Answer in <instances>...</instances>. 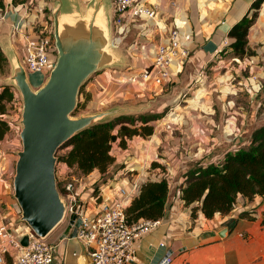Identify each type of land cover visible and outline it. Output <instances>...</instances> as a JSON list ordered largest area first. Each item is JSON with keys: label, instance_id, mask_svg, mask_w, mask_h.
I'll use <instances>...</instances> for the list:
<instances>
[{"label": "crops", "instance_id": "0c3cea01", "mask_svg": "<svg viewBox=\"0 0 264 264\" xmlns=\"http://www.w3.org/2000/svg\"><path fill=\"white\" fill-rule=\"evenodd\" d=\"M148 1L158 5V15L153 19L141 17L130 22L126 37L118 45V49L128 58L124 66L126 70L113 71L126 79L131 72L151 62L155 48L168 40L172 28L179 27L183 32H190L191 38L187 41L189 55L175 60L171 77L162 84L152 81L146 84L153 85L154 94L167 93V100L174 109V118L154 122L155 130L149 136L135 135L129 139L127 146L115 145L114 165L105 172L95 169L84 178L88 186L96 184L99 188L97 199L89 197L88 191L83 193L88 200V210L96 212L104 204L114 201L123 186L130 188L136 181L168 179L172 175L161 224L137 239L136 260L123 264H157L168 249H172L170 264H264V225L261 223L264 217V195L254 200L241 195L231 212L210 218L205 217L200 210L197 216H193L192 206L179 200L185 172L193 163L221 161L227 152L247 146L251 141L257 125L252 129L250 121H237L233 119L234 115L226 119L223 117L222 112L227 110V105L232 106L234 103L236 106L238 98H229L228 104L224 95L230 90L225 85L218 88L220 86L217 84H220L219 76H225L221 74V68H225L227 73L235 68L232 75H242L252 83L251 89H248L250 93L254 92L253 89L258 91L260 83L264 85V65L257 64L264 57V1L259 16L249 29V46L256 51L253 57L233 54L229 45L232 41L229 31L246 13L253 11L255 0H176L175 4L172 0ZM49 2L26 0L24 3H14L5 0V8L0 9V44L14 43L21 61L22 35L26 30L47 25L45 7L49 6ZM106 12L113 21V4L110 13L108 8ZM17 24L20 25L18 30L15 29ZM247 68L251 75H245ZM201 70L203 75L199 78L203 79L207 87L205 93L212 96L207 98L205 94L203 98L199 91L201 95L192 103L199 101L196 109L207 103L208 113L193 110L186 112L188 118L183 119L179 114L182 110L177 109L181 105L179 94L188 91L193 81L198 79L197 72ZM36 74L32 73L31 77L34 75L37 78ZM98 75L86 85V91L92 92L98 86L99 83L95 82L99 79ZM31 77L29 75L34 86L35 81ZM214 77L218 80L214 81ZM255 78L261 82L258 83ZM213 91H224L225 94L216 99ZM232 92L238 95V91ZM210 100H213L211 104L208 102ZM259 106H264V101ZM237 107L240 110L241 103ZM14 127L12 125L11 130ZM177 131L180 133L177 134ZM9 135L0 143V212L9 214L13 228L25 236L23 232L27 230V224L21 220L15 208L17 201L13 198L10 184L16 171L17 151L21 148L17 135L13 139ZM243 212H247V215L241 216ZM74 227L75 224L67 218L46 236L54 244L52 264H92L91 247L73 234ZM162 241L166 245H162ZM0 264H13L10 254H6Z\"/></svg>", "mask_w": 264, "mask_h": 264}, {"label": "water", "instance_id": "95a60500", "mask_svg": "<svg viewBox=\"0 0 264 264\" xmlns=\"http://www.w3.org/2000/svg\"><path fill=\"white\" fill-rule=\"evenodd\" d=\"M51 1L58 55L41 86H33L16 47L10 44V78L23 101L22 148L17 151L14 196L21 209V220L43 237L66 216L67 200L58 188L56 175L60 146L88 126L128 111L118 106L73 115L84 83L97 70L121 63V56L115 49L104 0H91L84 11L75 3L65 7L64 0ZM75 218L74 215L71 222L76 235L81 220L75 222ZM28 241L29 236H23L22 243Z\"/></svg>", "mask_w": 264, "mask_h": 264}, {"label": "built area", "instance_id": "2783aa9c", "mask_svg": "<svg viewBox=\"0 0 264 264\" xmlns=\"http://www.w3.org/2000/svg\"><path fill=\"white\" fill-rule=\"evenodd\" d=\"M83 1L88 3L91 0ZM175 1L172 0V3L175 4ZM112 4L114 9L112 22L116 28L114 31L117 32L113 42L116 47L122 38L126 37L131 21L141 17L153 19L158 15V5L148 0H113ZM19 27L20 25L17 24L15 29L18 30ZM46 30V26H40L33 30H26L22 35V59L25 61L24 66L28 74L42 73L49 76L56 64L57 47ZM190 38V32H183L179 27L172 28L168 40L159 43L155 48L151 62L131 72L129 80L138 84L149 81L156 84L164 83L171 77V68L175 60L189 55L187 41ZM249 87L251 89V86ZM12 103L17 111V123L21 129L23 101L18 90L15 91ZM4 117L13 125L7 113ZM58 165L59 160L57 167ZM56 175L58 188L67 200L65 219L70 218L71 221L75 215V222L78 219L81 220L76 236L91 247L92 264H123L136 260L137 239L162 222V217L141 218L131 223L128 221L126 208L131 198L138 192L142 181L134 182L130 188L121 187L119 196L114 201L104 204L92 213L88 210L86 204L88 200L83 193L88 191L89 197L94 199H97L99 195L96 188L86 185L84 181L86 176L70 175L59 168H56ZM171 178L172 175L168 177L169 182ZM181 196L180 188L179 200L184 202ZM15 208L21 217L18 202L15 203ZM23 233L29 236L27 244L22 243L23 234L13 228L9 214L0 212V261L5 260L6 254H10L13 264H52L55 257L54 244L46 237L36 234L28 225ZM161 244L166 245V242L162 241ZM172 258V249H168L157 264H170Z\"/></svg>", "mask_w": 264, "mask_h": 264}, {"label": "trees", "instance_id": "16d2710c", "mask_svg": "<svg viewBox=\"0 0 264 264\" xmlns=\"http://www.w3.org/2000/svg\"><path fill=\"white\" fill-rule=\"evenodd\" d=\"M12 1L24 3L26 0ZM263 1L255 0L253 11L246 13L229 31L232 39L229 45L239 57L255 54L249 46V29L257 19ZM0 8H5V0H0ZM46 31L55 42L54 31H48V28ZM9 65V58L0 44V73L5 72ZM16 90L8 83L0 84V143L12 128L4 114ZM90 95L87 92L85 96L88 99ZM162 115L161 112L124 111L98 121L64 142L58 149V158L85 176L95 169L105 172L115 159L112 152L114 144L127 146L129 139L135 135L153 134L155 127L152 120ZM185 176L181 197L186 205L192 206L193 216H197L199 210L208 218L216 214L225 215L235 209L241 195L250 200L264 195V124L253 130L247 146L227 152L224 159L218 162H195L186 170ZM169 190L170 184L166 177L142 181L126 208L128 221L131 223L141 218H161L166 211ZM244 215L247 212L241 213V216Z\"/></svg>", "mask_w": 264, "mask_h": 264}, {"label": "rangeland", "instance_id": "374dc122", "mask_svg": "<svg viewBox=\"0 0 264 264\" xmlns=\"http://www.w3.org/2000/svg\"><path fill=\"white\" fill-rule=\"evenodd\" d=\"M49 1H51V0H48V2ZM104 2L106 3V7L108 8V12L110 13L111 8H112V0H104ZM73 3L79 5V7H78L79 10L84 11L90 2L85 3L83 0H64V6L65 7L72 6ZM52 5H53V2L51 1V2H49V6L45 7L46 8L45 11L47 12L46 13V17H47L46 27L48 28V31H51V30L54 31V18L52 15V8H51ZM39 26H42V25H39ZM111 27H112V37H114L117 32L114 31L116 28H115V25L113 24L112 21H111ZM120 45H121V43L119 44V46ZM2 46H3L4 50L6 51V54L8 55L10 65L5 72L0 73V84L8 83L10 85H13L12 80L10 78L12 71H13V64L11 61L12 56H11V49H10L11 45L8 42L7 45H2ZM115 49L119 53V55L121 56V63H116L114 65H109V66L103 67L102 69H99L95 73H93L91 78H89L84 83V85L81 87L82 92L80 91L78 105H77V108L75 109V111L73 112V115H80L82 113L84 114V113H90V112L109 110L113 107L117 108L118 106H122L123 109H121V110H124L126 108V110H128L129 112H133V113L134 112L135 113H139V112H152V113H158L159 112L160 113L161 112L163 114L162 117L159 119H156V120H152V123H154L158 120H162V119H166V120L173 119L174 115L172 112L174 109L171 108L172 104L169 103L167 100V98H168L167 93L166 94H154L153 85H147L146 86V84H148V82L147 83L141 82L139 84L133 83L129 79H127L128 77L126 79L124 77H122L121 74H119V72L114 73L113 70H115V69H116V71H119L122 69L126 70V68L124 66H126L127 59H128L127 55L126 54L124 55V52L122 53L118 49V46ZM232 52H233V50H232ZM233 54L235 55L234 52H233ZM255 54H256V51H255ZM255 54H253V55H255ZM225 55H227V54H225ZM247 56H249V55H247ZM124 59H126V62L124 61ZM22 63L24 65V63H25L24 59H22ZM257 64H259V65L263 64L264 65V57L261 58L260 63L258 62ZM234 70H235V68L230 69L229 72L227 73L226 72L227 70H225V68H221L220 69V71L222 72L221 74H225V76L220 77L218 75L220 84H217V86H220L218 88H223L221 86L225 85L227 87V89L230 90L228 93H226L227 95H224V98L225 97L227 98V103L230 101V99H233L234 97L237 96L236 97V99L238 98L237 102H238V104L241 103L242 108L240 110L237 109L238 104L235 106L234 103L232 104V106L227 105V107H226L227 110L222 112L223 117H225V119H226V118L234 115L233 119H236L237 121L238 120L241 122H243V120H245L246 122L250 121V123H249L250 128L252 126V129H253L256 125H257L256 127H258V126L264 124V106H259V103L264 101V85L262 83H260L261 82L260 80L258 81V79L255 78L256 81H258V83L261 84V87L258 91L253 89L254 92H252L253 93L252 94L248 91V89L250 88L249 86L250 85L252 86V83H249V81H247V78L241 77L242 75L241 76L232 75L231 72ZM246 71H245V75H251V73L248 72V68ZM101 73H102V75H101ZM96 74L97 75L100 74V76L98 75V78H99L98 81H95V82L99 83L98 86L96 88L94 87L92 89L93 90L92 92L86 91V89H87V88L85 89L86 85L90 82V80L93 77H95ZM197 74H198L197 75L198 79L196 78L197 80L193 81V84L190 86L188 91L182 92L179 94L180 99H181L180 100L181 105L177 109L182 110V112H180L179 114H180V117L182 115L183 119L188 118L186 112L193 111V110H197V111L200 110V112H202L203 114L208 113V109L206 107V105H208L207 103H204V106H200V108H198V109H196V108L199 105L198 104L199 101L197 103H192V102H194L195 99H198L201 94H203V98H204V96L206 94L205 92H207L206 91L207 87L203 83V79L201 80V78H199V76L203 75L202 70H201V72H197ZM29 75L31 77V74H29ZM36 76H37V78L34 75H32V77H31L35 81V85H34L35 88H37L40 83H43L48 78L47 74L44 75L42 73H37ZM227 76H229V77H227ZM94 79H92V80H94ZM239 79L241 80L240 83L238 82ZM215 80H218V79H216L214 77V81ZM13 87L17 88L15 85H13ZM198 88H201V89L196 90ZM170 89H172V86ZM17 90H18V88H17ZM232 90L238 91L237 92L238 95L233 93ZM199 91H201V94H199ZM87 92L91 93L90 98H88V99L85 96ZM223 94H225L224 91L223 92L213 91V95L216 96V99H218V97H220ZM208 95L206 94V97L211 98L212 94H208ZM94 96H96V98H94ZM191 97L193 98V100ZM95 99H97V100H95ZM208 102L211 104L213 102V100H210ZM13 106H14V104L12 102H10L8 104L7 114H8V118H10V120L13 122V125H15L16 128L14 127V129H13L14 131L11 130L9 132L10 133L9 138L13 139L17 135L18 140H19L18 146L20 148H22V139L20 136V130L21 129H20V125H18V123H17V120H18L16 118L17 111H16L15 107H13ZM217 113L220 114L219 111ZM21 116H22V114H21ZM107 118H109V117H107ZM223 122H226V121H223ZM179 133H180V131H177V134H179ZM115 145L119 146L118 143H115L113 146V149H116ZM221 146L223 147L224 144H222ZM113 149H112V152H113ZM60 152H62V151H60ZM57 155H59V152L57 153ZM112 164L114 165L113 162H112ZM112 164L109 166V168H111V166H113ZM117 165H118V163L115 164V166H117ZM58 166L59 167H57V169L59 168L62 171H66L70 175L81 176V175H79L78 170L70 167L67 163H65L63 161H60V159H59V165ZM89 175H87V176H89ZM13 178L14 177H12V181L10 182V184L12 185L13 198L16 200V198L14 196ZM93 184H95V183H93ZM91 186L96 188V184L91 185ZM98 195H99V191H98ZM263 215H264V211H263ZM261 223H262V221H261Z\"/></svg>", "mask_w": 264, "mask_h": 264}]
</instances>
